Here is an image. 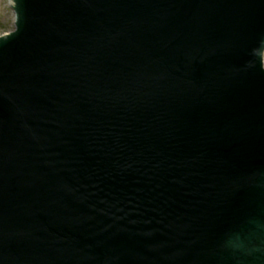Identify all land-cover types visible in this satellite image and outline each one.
Segmentation results:
<instances>
[{"label": "water", "instance_id": "1", "mask_svg": "<svg viewBox=\"0 0 264 264\" xmlns=\"http://www.w3.org/2000/svg\"><path fill=\"white\" fill-rule=\"evenodd\" d=\"M0 264H264V0H6Z\"/></svg>", "mask_w": 264, "mask_h": 264}, {"label": "rangeland", "instance_id": "2", "mask_svg": "<svg viewBox=\"0 0 264 264\" xmlns=\"http://www.w3.org/2000/svg\"><path fill=\"white\" fill-rule=\"evenodd\" d=\"M12 29L6 0H0V35Z\"/></svg>", "mask_w": 264, "mask_h": 264}]
</instances>
